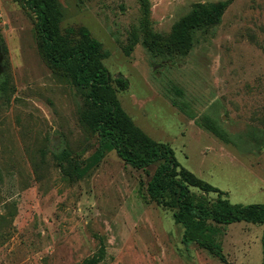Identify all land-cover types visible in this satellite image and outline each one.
Returning <instances> with one entry per match:
<instances>
[{"label":"rangeland","instance_id":"obj_1","mask_svg":"<svg viewBox=\"0 0 264 264\" xmlns=\"http://www.w3.org/2000/svg\"><path fill=\"white\" fill-rule=\"evenodd\" d=\"M57 2L62 32L86 28L111 78L127 80L117 99L136 126L231 204L264 205V0ZM198 5L223 9L184 51L175 28ZM0 38V264H80L101 245L100 264H224L182 242L176 188L149 197L160 162L136 169L115 150L96 160L99 138L81 117L87 89L46 62L25 0H0ZM192 193L207 206L218 198ZM201 230L229 264H264V224L210 219Z\"/></svg>","mask_w":264,"mask_h":264},{"label":"trees","instance_id":"obj_2","mask_svg":"<svg viewBox=\"0 0 264 264\" xmlns=\"http://www.w3.org/2000/svg\"><path fill=\"white\" fill-rule=\"evenodd\" d=\"M36 16V32L40 51L46 62L54 69L65 72L71 81L81 89H87V108L81 113L83 122L99 138L95 152L96 160L115 150L118 157L133 168L146 170L160 162L147 184V193L157 200L169 190L176 188L177 221L184 227L182 242L196 243L229 264L218 244L202 237V226L207 220L229 225L236 222L264 224V205H233L226 193L192 172L180 167L174 150L168 144L153 140L145 134L121 108L117 92L125 90L128 82L123 77L112 79L103 65L107 55L102 44L84 28H69L62 32V12L57 0H25ZM221 6L198 5L195 10L182 18L176 25L174 41L184 51L192 47V35L197 28L213 25L220 19ZM7 89V78L0 82V97ZM206 129L216 136L222 133L214 124ZM71 165L70 161L68 162ZM73 173L81 177L85 171ZM192 189L204 193H217L218 198L210 206L196 202ZM264 248V236H263ZM105 258V248L80 264H100Z\"/></svg>","mask_w":264,"mask_h":264},{"label":"flooded vegetation","instance_id":"obj_3","mask_svg":"<svg viewBox=\"0 0 264 264\" xmlns=\"http://www.w3.org/2000/svg\"><path fill=\"white\" fill-rule=\"evenodd\" d=\"M3 47L1 43V38H0V82L3 78L6 77V69L3 64Z\"/></svg>","mask_w":264,"mask_h":264}]
</instances>
